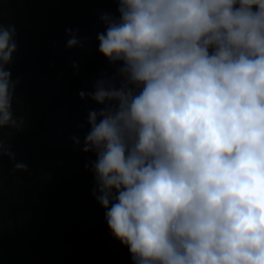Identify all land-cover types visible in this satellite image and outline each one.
Listing matches in <instances>:
<instances>
[{
  "label": "clouds",
  "instance_id": "clouds-1",
  "mask_svg": "<svg viewBox=\"0 0 264 264\" xmlns=\"http://www.w3.org/2000/svg\"><path fill=\"white\" fill-rule=\"evenodd\" d=\"M116 3L96 39L119 66L79 92L102 106L82 151L112 235L133 264H264V0ZM16 35L0 24V129L24 125Z\"/></svg>",
  "mask_w": 264,
  "mask_h": 264
},
{
  "label": "trees",
  "instance_id": "trees-1",
  "mask_svg": "<svg viewBox=\"0 0 264 264\" xmlns=\"http://www.w3.org/2000/svg\"><path fill=\"white\" fill-rule=\"evenodd\" d=\"M116 10V0H0V24L17 33L13 109L24 119L22 129H0L15 154L0 158V264H133L92 195L86 165L96 157L82 151L88 113L102 106L79 92L119 66L96 39L101 14ZM66 28L78 30L80 46L66 47ZM16 162L28 171L13 170Z\"/></svg>",
  "mask_w": 264,
  "mask_h": 264
}]
</instances>
